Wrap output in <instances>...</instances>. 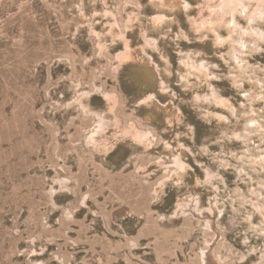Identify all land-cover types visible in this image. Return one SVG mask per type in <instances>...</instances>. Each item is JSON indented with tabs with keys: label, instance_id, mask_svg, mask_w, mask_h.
Listing matches in <instances>:
<instances>
[{
	"label": "rangeland",
	"instance_id": "1",
	"mask_svg": "<svg viewBox=\"0 0 264 264\" xmlns=\"http://www.w3.org/2000/svg\"><path fill=\"white\" fill-rule=\"evenodd\" d=\"M0 264H264V0H0Z\"/></svg>",
	"mask_w": 264,
	"mask_h": 264
}]
</instances>
